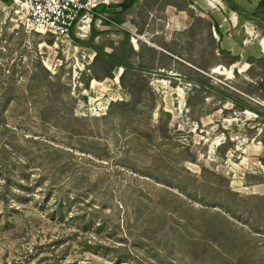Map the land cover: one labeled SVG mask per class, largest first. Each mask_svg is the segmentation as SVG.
<instances>
[{"label": "rangeland", "instance_id": "obj_1", "mask_svg": "<svg viewBox=\"0 0 264 264\" xmlns=\"http://www.w3.org/2000/svg\"><path fill=\"white\" fill-rule=\"evenodd\" d=\"M261 1L139 0L69 45L0 0V264H264Z\"/></svg>", "mask_w": 264, "mask_h": 264}, {"label": "built area", "instance_id": "obj_2", "mask_svg": "<svg viewBox=\"0 0 264 264\" xmlns=\"http://www.w3.org/2000/svg\"><path fill=\"white\" fill-rule=\"evenodd\" d=\"M29 30L71 45V34L85 38L94 27L99 32L123 30L101 7L120 5L124 0H3ZM135 33V31H134ZM137 37L132 45L137 48Z\"/></svg>", "mask_w": 264, "mask_h": 264}, {"label": "trees", "instance_id": "obj_3", "mask_svg": "<svg viewBox=\"0 0 264 264\" xmlns=\"http://www.w3.org/2000/svg\"><path fill=\"white\" fill-rule=\"evenodd\" d=\"M136 2H138V0H124L119 6L117 5V7H120V12L119 13H114L115 14V17H114L115 22H117V23H123V18H122L123 12H125L126 10H128L132 6V4H134ZM226 2L228 4V7H229L230 10H232L234 12H237V13H242L243 12L240 7L234 5L230 1H226ZM257 12H258V14L263 12L262 18L264 20V0L261 1L260 7L257 8ZM71 35L73 37V34H71ZM96 36H97V32L94 30V34L92 35L91 40H90L89 43H84L83 41H79L78 39H75V38H74V40L77 43L82 44V45H85L88 48L92 49L96 53V55L98 57H103V58L107 59L108 61L112 62L115 67H121V68H124L125 70L131 68L126 63V60H127V57H128V53H130V51H131L130 48H129V51H127V52L123 50L124 52H123V54H122V56L120 58H117L115 55H112V54H110V55L104 54L103 49L98 48V47H96V46H94L92 44V42H93V40H94V38ZM126 44L128 46H130V44H129V38L128 37L126 39ZM237 62H238V59H235L234 58V59L231 60V62L229 63V65L230 66L231 65H234ZM201 84H205V83H201Z\"/></svg>", "mask_w": 264, "mask_h": 264}, {"label": "crops", "instance_id": "obj_4", "mask_svg": "<svg viewBox=\"0 0 264 264\" xmlns=\"http://www.w3.org/2000/svg\"><path fill=\"white\" fill-rule=\"evenodd\" d=\"M138 2H139V0H138ZM98 11L107 13L110 17H113V19H114V17H115L114 13H119L120 12V7H117V6H112L110 8L101 7V8L98 9Z\"/></svg>", "mask_w": 264, "mask_h": 264}, {"label": "bare ground", "instance_id": "obj_5", "mask_svg": "<svg viewBox=\"0 0 264 264\" xmlns=\"http://www.w3.org/2000/svg\"><path fill=\"white\" fill-rule=\"evenodd\" d=\"M250 33V32H249ZM220 71H221V69H220ZM214 72H217V71H214Z\"/></svg>", "mask_w": 264, "mask_h": 264}]
</instances>
